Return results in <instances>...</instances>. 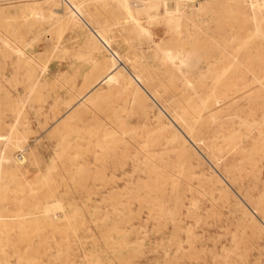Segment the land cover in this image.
I'll use <instances>...</instances> for the list:
<instances>
[{"label":"rangeland","instance_id":"obj_1","mask_svg":"<svg viewBox=\"0 0 264 264\" xmlns=\"http://www.w3.org/2000/svg\"><path fill=\"white\" fill-rule=\"evenodd\" d=\"M118 2L0 0V264H264V0Z\"/></svg>","mask_w":264,"mask_h":264},{"label":"bare ground","instance_id":"obj_2","mask_svg":"<svg viewBox=\"0 0 264 264\" xmlns=\"http://www.w3.org/2000/svg\"><path fill=\"white\" fill-rule=\"evenodd\" d=\"M182 1H185V0H182ZM147 2L148 3H147L145 8H148V9L157 8L158 5L160 4L162 6V9H163V14H165L167 16H171L177 12H180L181 5H182L181 0H147ZM118 3L122 6L125 5V7L129 8V3L127 2V0H119ZM126 11H127V9H126ZM73 16H75V18H77L78 20H81L82 22H84L86 24V22L82 19L81 16L77 17L76 14L75 15L73 14ZM91 32L93 33V35H95L96 37L101 39V41H103V42L106 41L103 34H101L99 32H98L99 33L98 34L92 29H91ZM164 55H165L164 57H162L156 61H153V62L152 61H145V62L143 61L144 64H142V65L139 64L138 65L139 68H138L137 73L133 74V75L137 78V80L139 81V83L141 85H142V83H144L147 86V88L151 91V93H150V92H148V90H145V95L149 99L154 100V97H156L157 99L161 100L163 103H166V105L171 109V112H172L174 118L176 119V121L180 122L182 125H184L185 131L187 132V134L190 137L195 139V137L200 132V129L197 126L198 125L197 122L199 121V119L201 117L200 109H197L195 107H189L188 105L183 103L180 98H177L175 96L170 97L169 89L167 87V86H169L170 82H166L165 80H163L160 77L159 71H160L162 62L173 63L175 60H177V62L174 63V65L176 66L177 73L180 76V80H181L182 78H185V75L187 72L193 71V70H198L200 68L202 58L200 57L199 52L195 51V50H189L181 56H179V53H174V54H166L165 53ZM230 56L235 57L234 55H231V53L226 54V55L221 56V61L229 58ZM218 61L214 58L213 64L215 65L216 62H218ZM118 66L119 65H117L116 62H114L111 69L108 71V73L100 81L112 80L114 78V76L112 75V72ZM90 92H91V90H89L84 95V97L88 96L90 94ZM186 103H188V102H186ZM73 107H71L69 110H71ZM186 114L189 115V118H187L185 116ZM3 145H4V142H3ZM24 150H25V148L22 149V151H24ZM6 159H8V161L12 160L10 155L6 156ZM22 162L20 164H22ZM230 175L233 176L236 174L233 172H230ZM247 195H251V194L248 193ZM54 204H56V203L54 202ZM252 204H254L255 211L257 210L264 219V197L258 196L256 198H254L252 200ZM59 206H60V204L57 205L58 208H59ZM61 207H62V205H61ZM45 210L47 211V209H45ZM255 211L253 210L254 213H255ZM44 212L42 211V213H44Z\"/></svg>","mask_w":264,"mask_h":264}]
</instances>
